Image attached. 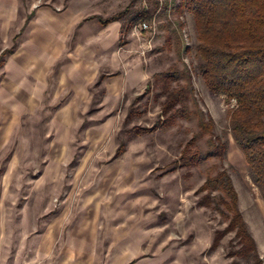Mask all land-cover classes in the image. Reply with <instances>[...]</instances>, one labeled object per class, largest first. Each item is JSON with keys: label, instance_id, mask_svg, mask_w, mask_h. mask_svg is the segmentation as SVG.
<instances>
[{"label": "rangeland", "instance_id": "obj_1", "mask_svg": "<svg viewBox=\"0 0 264 264\" xmlns=\"http://www.w3.org/2000/svg\"><path fill=\"white\" fill-rule=\"evenodd\" d=\"M170 1L0 0V264H264V202L228 130L234 103L205 87L192 16ZM183 66L196 108L168 119L162 104L184 81L153 75ZM196 110L227 149L186 165ZM222 170L254 251L227 228L221 194L201 189Z\"/></svg>", "mask_w": 264, "mask_h": 264}, {"label": "trees", "instance_id": "obj_2", "mask_svg": "<svg viewBox=\"0 0 264 264\" xmlns=\"http://www.w3.org/2000/svg\"><path fill=\"white\" fill-rule=\"evenodd\" d=\"M165 7L176 16L183 10L192 16L197 41L194 48L196 70L211 93L224 96L228 103L234 102L228 113V130L264 202V0H171ZM123 14L109 17L102 24L120 21ZM141 16L143 19L149 17L148 13H143L138 19ZM177 23L180 28L179 21ZM133 24L131 22L129 27ZM171 33L177 35L176 30ZM175 48L180 50L178 41ZM180 80L184 84L170 91L162 104L164 112L171 111L168 119H173L174 115L189 119V102L196 108L190 73L183 66L181 70L170 68L153 75L155 83L170 85ZM196 111L198 133L186 144L181 155L186 165L222 158L227 149L226 143H216L212 139V122L205 121L202 112ZM204 137L205 152L191 148V143ZM201 189L221 194L219 203L230 214V217L225 216L229 220L227 228L235 230L244 248L242 252L254 251V241L238 210L237 194L228 174L218 171L205 180Z\"/></svg>", "mask_w": 264, "mask_h": 264}, {"label": "built area", "instance_id": "obj_3", "mask_svg": "<svg viewBox=\"0 0 264 264\" xmlns=\"http://www.w3.org/2000/svg\"><path fill=\"white\" fill-rule=\"evenodd\" d=\"M145 29H147V25L146 24H141V25L138 26V28H134V30L132 32H133V34H139L141 31H143Z\"/></svg>", "mask_w": 264, "mask_h": 264}]
</instances>
